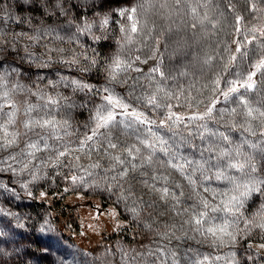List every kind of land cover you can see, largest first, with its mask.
I'll return each mask as SVG.
<instances>
[{
  "label": "clouds",
  "instance_id": "clouds-1",
  "mask_svg": "<svg viewBox=\"0 0 264 264\" xmlns=\"http://www.w3.org/2000/svg\"><path fill=\"white\" fill-rule=\"evenodd\" d=\"M0 264H264V0H0Z\"/></svg>",
  "mask_w": 264,
  "mask_h": 264
}]
</instances>
